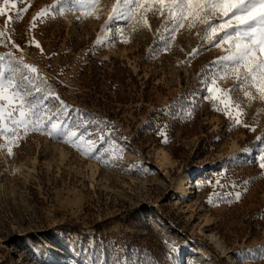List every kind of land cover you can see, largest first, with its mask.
<instances>
[{
	"label": "rangeland",
	"instance_id": "374dc122",
	"mask_svg": "<svg viewBox=\"0 0 264 264\" xmlns=\"http://www.w3.org/2000/svg\"><path fill=\"white\" fill-rule=\"evenodd\" d=\"M14 2L0 0V70L20 62L17 82L32 77L40 91L21 87L78 135H0V264H264V100L229 99L223 32L206 41L207 24L186 22L170 40L155 0L139 23H110L116 0Z\"/></svg>",
	"mask_w": 264,
	"mask_h": 264
},
{
	"label": "snow or ice",
	"instance_id": "6c2138e0",
	"mask_svg": "<svg viewBox=\"0 0 264 264\" xmlns=\"http://www.w3.org/2000/svg\"><path fill=\"white\" fill-rule=\"evenodd\" d=\"M3 2L5 5L11 2L12 7L16 6L14 0H3ZM63 2L66 4L67 0ZM72 3L79 10L87 7L94 8L97 0H72ZM143 3L144 0H116L109 22L136 18L139 23L142 18H137L136 12ZM155 3L157 12L160 15L166 14V23L172 22L170 40L175 39V33L184 28L186 22L189 23V27H194L197 21L207 24L208 28L203 37L206 41L211 40L217 32H223L213 46L221 47L223 44H229L230 48L227 55L218 58L214 63L220 68L221 75L218 79L224 80L232 76L238 82L237 88L228 90L229 99L235 91L254 88L259 94V99L264 100V58L258 55V52L264 53V0H155ZM71 10L73 9H69ZM5 14V9L0 8V16ZM45 14L41 13V15ZM218 15L226 19L223 22L210 23V19ZM7 19L11 21L12 16H8ZM226 24L230 30L225 28ZM143 25H147V20H143ZM3 60L4 58L0 57V62ZM19 64L20 62L13 64L10 59L7 76L0 70V135L10 132L11 136L5 135V139L11 145L18 139V129L28 130L31 127L40 131L47 125L48 135L60 139L61 142L73 143L78 135L77 132L72 129L65 130L64 121L58 114L54 118L51 113L41 110L40 105L34 103L32 91L21 87V83H26L35 91H40L35 87L34 79L22 74L20 81L17 82ZM23 68L39 78L38 69L34 66L23 65ZM216 84L217 77L213 76L207 88L209 93L207 99H216L212 88ZM245 96L250 100L257 98L251 91H245ZM56 99L59 97L57 96ZM61 105L63 106L62 102ZM232 106L243 112L239 104L233 102ZM223 110L226 115L235 119L236 124H241V120L233 117L227 106ZM5 124L6 129L3 127ZM7 151L11 155L12 147L9 146ZM96 158L99 159V157ZM261 160L264 161V156ZM261 167H264V162L261 163Z\"/></svg>",
	"mask_w": 264,
	"mask_h": 264
},
{
	"label": "trees",
	"instance_id": "16d2710c",
	"mask_svg": "<svg viewBox=\"0 0 264 264\" xmlns=\"http://www.w3.org/2000/svg\"><path fill=\"white\" fill-rule=\"evenodd\" d=\"M197 108H199V103H196V104H194L193 107H190V110H191V115H190V116L193 117V119H194V117H195V115L193 114V112H195V110H196ZM205 109H206L205 111H207V108H205ZM191 117H189V118H191ZM152 126H156L155 123H153ZM225 127H227V126H225ZM152 129H154V127H152ZM102 223H103V222H102ZM102 223L97 224V229H98V230H101ZM75 227H78V225L75 226Z\"/></svg>",
	"mask_w": 264,
	"mask_h": 264
},
{
	"label": "bare ground",
	"instance_id": "6f19581e",
	"mask_svg": "<svg viewBox=\"0 0 264 264\" xmlns=\"http://www.w3.org/2000/svg\"><path fill=\"white\" fill-rule=\"evenodd\" d=\"M197 172V170H196ZM192 187V177L189 178L188 182H187V186L182 190L184 194H188V192L190 191V188Z\"/></svg>",
	"mask_w": 264,
	"mask_h": 264
}]
</instances>
